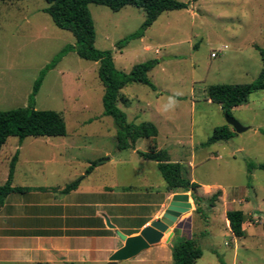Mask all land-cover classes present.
I'll use <instances>...</instances> for the list:
<instances>
[{"label": "rangeland", "instance_id": "1", "mask_svg": "<svg viewBox=\"0 0 264 264\" xmlns=\"http://www.w3.org/2000/svg\"><path fill=\"white\" fill-rule=\"evenodd\" d=\"M180 1L188 4L186 9L162 12L141 40L132 39L122 49L115 43L140 26L143 10L134 5L118 11L88 5L94 45L111 50L118 70L128 72L136 63L157 59L148 72L156 89L129 83L120 90L117 106L127 122H153L160 132L158 146L162 147L165 132L171 135L174 126L180 127L179 148L183 156L188 151L187 158L180 157L186 176L201 185L197 189L201 212L193 206L158 243L117 264H172V243L185 237L195 239L202 249L195 264H264V170L256 166L264 164V90L250 93L247 102L230 109L229 115L247 127L245 131L201 146L214 127L227 124L225 112L208 101L207 87L250 83L262 68L255 46L264 47V0ZM47 5L45 0H0V110L26 106L40 69L64 45L74 43L73 35L55 26L43 11ZM217 50L212 57L210 53ZM97 67V62L71 51L46 72L34 107L58 112L66 135L24 138L19 171L55 166L64 174H79L108 151L117 158L111 170L115 168L119 181L140 175L150 185L164 183L153 161L131 154L130 149L125 154L115 149L116 127L103 114L104 88ZM18 144L17 137L11 136L1 149L0 185ZM138 144L139 149L149 150L147 139L140 138ZM169 144L163 147L167 151ZM249 164L255 165L250 171ZM218 190L221 194L209 205V197ZM230 209L244 213L242 237L229 229L225 212Z\"/></svg>", "mask_w": 264, "mask_h": 264}, {"label": "crops", "instance_id": "2", "mask_svg": "<svg viewBox=\"0 0 264 264\" xmlns=\"http://www.w3.org/2000/svg\"><path fill=\"white\" fill-rule=\"evenodd\" d=\"M229 128L234 131L230 125ZM182 138L180 127L174 126L171 135L165 132L162 147L156 145L160 149L170 143L167 151L170 161L182 164L180 157L187 158L188 154L186 150L183 156L179 148ZM138 140L130 151L141 158L136 153L141 150ZM147 142L150 144L151 140ZM21 143L11 185L31 189L10 192L0 206V264H104L111 253L123 245L114 229L127 236L138 234L145 225L159 218L171 196L179 192L166 190L163 179L164 183L159 185H150L149 180H143L140 175L130 181L128 175L125 181H119L115 168L111 170L117 158L108 151L103 152L99 157L101 162L83 176L75 189L62 192L63 187L82 175L85 169L79 174H64L55 166H41L21 173L17 166L21 159ZM127 150L117 151L125 154ZM190 180L196 182L194 177ZM189 198L193 207L190 195ZM105 218L114 228L106 225Z\"/></svg>", "mask_w": 264, "mask_h": 264}, {"label": "trees", "instance_id": "3", "mask_svg": "<svg viewBox=\"0 0 264 264\" xmlns=\"http://www.w3.org/2000/svg\"><path fill=\"white\" fill-rule=\"evenodd\" d=\"M48 5L43 8L55 26L69 31L74 37L73 44L64 45L39 71L34 80L32 90L28 96V104L22 107L0 110V150L8 137L15 136L21 143L26 137L41 136H65L66 125L62 116L50 109H36L34 99L46 72L54 68L61 58L68 52H75L82 59L97 62V75L103 85L102 107L103 114L110 116L115 124V147L117 150L134 149L135 143L140 138L150 139L149 150H137L136 153L143 159L152 160L156 163L162 179L165 182L166 190L187 192L194 203L195 211L201 212V197L197 194L199 184L191 181L186 176L185 167L179 162H171L166 149L157 148L155 137L158 134L156 125L151 121H142L138 124L126 121L125 113L118 108L119 92L127 84L135 82L145 84L152 90L155 85L150 81L148 72L156 65L157 59H148L134 64L128 72L118 70L115 67L112 52L109 49H98L95 47V29L88 5L93 3L103 5L112 11H118L126 5H134L143 10L144 20L133 32L127 34L115 43L118 49H122L132 39L142 38L147 28L164 11L186 9L187 3L180 0H45ZM259 51L262 61V68L257 78L250 83L242 84H211L207 87V99L220 106L223 112L230 114V109L247 102L249 94L264 90V47L255 46ZM234 135L229 125L223 124L214 127L211 135L203 142L209 145L217 141L227 140ZM18 150L16 149L8 163L7 176L0 185V206L7 194L10 192H24L30 187L11 185L13 170L17 160ZM101 159L97 158L89 162L84 173L68 183L61 190L68 192L77 187L85 174L98 165ZM255 165L249 164L250 171ZM264 170V164L256 165ZM40 189H43L40 187ZM221 194L218 190L212 194L208 201L209 205ZM230 231L235 237H242L245 233L243 223L245 216L242 210L230 209L225 212ZM264 229V222L262 223ZM171 262L172 264H195L202 256V249L193 238H177L172 243ZM44 264V263H38Z\"/></svg>", "mask_w": 264, "mask_h": 264}, {"label": "water", "instance_id": "4", "mask_svg": "<svg viewBox=\"0 0 264 264\" xmlns=\"http://www.w3.org/2000/svg\"><path fill=\"white\" fill-rule=\"evenodd\" d=\"M228 125H230L236 133L243 132L247 127L242 126L236 119L231 117L226 112L224 113ZM192 208V203L188 192H176L171 196V199L164 209L162 215L148 225H145L138 234L129 235L122 233L118 229H114L116 235L123 245L117 248L108 257L105 264H117L119 261L128 260L135 257L143 250L158 243L163 234L170 230V226L177 218ZM105 223L109 228H114V225L105 218Z\"/></svg>", "mask_w": 264, "mask_h": 264}, {"label": "built area", "instance_id": "5", "mask_svg": "<svg viewBox=\"0 0 264 264\" xmlns=\"http://www.w3.org/2000/svg\"><path fill=\"white\" fill-rule=\"evenodd\" d=\"M218 52H220V50H217L216 52H211L210 55H211L212 57H215V56L217 55Z\"/></svg>", "mask_w": 264, "mask_h": 264}]
</instances>
